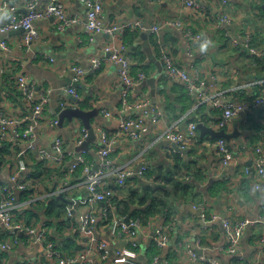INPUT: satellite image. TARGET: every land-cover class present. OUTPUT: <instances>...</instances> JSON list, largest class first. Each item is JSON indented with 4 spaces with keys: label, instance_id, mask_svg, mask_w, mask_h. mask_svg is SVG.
I'll return each instance as SVG.
<instances>
[{
    "label": "crops",
    "instance_id": "1",
    "mask_svg": "<svg viewBox=\"0 0 264 264\" xmlns=\"http://www.w3.org/2000/svg\"><path fill=\"white\" fill-rule=\"evenodd\" d=\"M2 1L23 11L26 0H0V3ZM47 1L39 0L38 6H43ZM205 1L207 10L202 14L190 9L183 0H101L106 24L141 18L145 25H161L167 19H179L183 27L200 32L202 37L193 40L189 46L178 28L161 27L158 34L177 63L189 69L196 67L202 78L212 84L215 81L211 88L214 92L241 99L263 91L264 70L251 66L250 56L231 45L224 35L225 29L233 32L250 29L257 37V46L264 48L262 4L251 0H229L226 10L231 23L225 29H215L219 5L211 0ZM63 2L68 14H84L85 6L80 0ZM5 14L6 10L0 9V21ZM35 25L39 36L29 46L22 42V30L0 34V38H4L11 48L5 50L0 45V116L21 119L30 112V104L19 94L14 81L20 71H24L30 81L35 83L37 91L48 88L50 94V100L42 110V121L32 140L35 148H30L27 145L29 142L18 141L16 145H11L9 140L5 143L7 152H0L3 158L0 161V182H6L12 170L18 171L20 176L25 168H31L34 172L31 189L34 196L18 200V211L23 213L28 205L37 204L31 207L36 213H33V218L45 223L47 237H52L63 251L73 252L71 255L80 250L87 251L89 264H115L112 255L107 260H100L88 237L73 230L89 208L78 173L70 174L67 165L62 168L44 165L37 155V148L49 146L55 135L63 138L70 148L81 133V126H85L79 117L71 120L65 118L62 124L55 126L50 124L49 119L54 117L55 112L59 114L57 108L60 101L64 100L68 106L97 109V114L90 118L92 132L88 133L84 144L87 146V159L92 164L98 162L97 149L101 144L99 126H112L118 116L124 115L116 65L106 58L105 46L124 45L126 54L133 62L132 76L137 78L139 72L146 75L144 80H138L130 88L128 97L133 103L141 99L148 101L145 109L131 110L132 115L145 119L147 128L135 138H128L121 132L114 133L111 156L117 162L135 165L140 163L142 157L148 161V174L138 180V187L152 183L153 178H157V172L162 169L168 177L179 180L181 184L182 180L191 183L188 193L179 185H167L171 192L172 213L169 219L163 216L152 218L140 229L138 248L134 254L136 264H194L186 254L185 245L218 258L220 264H264V246L260 240L262 224L255 222L245 227L238 253L232 255L223 249L224 229L221 222L224 216L256 219L262 212L263 194L254 187L255 172L245 174L244 167L253 161L256 145H261L264 150V105L241 112L224 127L228 133L235 128L240 132L238 137L225 138L233 153V167L221 164L213 144L217 138L200 129L194 143L184 150L173 151L166 148L164 139L159 137L162 132L173 125L184 131L191 120L197 123L202 121L218 130L213 124L220 112L211 107L209 100L201 102L195 92H189L180 80L168 75L163 68L156 79L149 82L148 78L158 70L157 60L160 61L154 46V32L129 28L127 30H131V33L126 35L125 30L113 36L104 30L86 31L79 24L60 30L56 28L52 16L37 20ZM209 32L212 38L206 41L203 36ZM94 56L104 59L97 70L86 71L79 81L81 85L75 86L81 96L77 101L65 93V88L72 84L74 76L71 67L80 65L88 68ZM154 106L162 111L158 122H153L150 115ZM102 109L110 111L113 116H105ZM15 126V123L6 124L8 134L13 133ZM21 160L25 168L21 167ZM53 200V209L46 212L43 206L50 205L47 203ZM102 203H98L99 214ZM191 206L204 212L207 220L201 218V213L197 215ZM69 210L71 215L68 214ZM214 214L217 217L212 219ZM123 217H130V213ZM100 219L101 215L97 220V231L100 238L108 242L111 252L118 247H125L123 240L111 235L109 227L99 223ZM159 221L165 225L170 236L169 243L164 247L157 246L152 240L155 223ZM0 232L5 233L1 226ZM19 238V243L13 249L0 250V264H56L55 259L45 256L40 244L26 239L22 232ZM152 243L156 248L151 246ZM156 250L151 262L147 261L146 254Z\"/></svg>",
    "mask_w": 264,
    "mask_h": 264
},
{
    "label": "built area",
    "instance_id": "2",
    "mask_svg": "<svg viewBox=\"0 0 264 264\" xmlns=\"http://www.w3.org/2000/svg\"><path fill=\"white\" fill-rule=\"evenodd\" d=\"M39 0H26L23 11L18 10L15 6L10 5L6 1L0 3V9H5L6 14L3 20L0 21V34H7L9 31L22 29L23 44L29 46L32 40L39 36L38 29L34 21L39 18L52 16L56 28L63 30L72 24L82 25L86 31L99 32L106 31L113 36L117 33H122L129 28H140L154 32V46L162 64L164 71L180 80L185 88L193 93L195 92L201 102L209 100L212 108L219 110V116L214 122L217 129L224 128L236 115L248 109L256 108L264 105V90L254 93L251 96L235 99L228 97L225 94L214 92L211 88L214 85L200 76V72L196 67L190 69L175 61L170 50L161 40L158 32L161 27L178 28L185 37L186 44L189 46L193 40H198L202 37L200 32H195L190 28H185L179 19H167L161 25L152 24L145 25L141 18L126 20L124 22L105 23L104 9L101 0H80L85 6L84 14L77 12L72 15L65 10L63 0H49L43 8L38 6ZM254 3L261 5L264 0H251ZM183 2L195 12L206 13L207 7L205 0H183ZM219 5L216 20L214 22L215 29H225L231 23L230 15L227 13V7L230 4L229 0H211ZM225 37L229 43L235 47L246 50L245 53L250 56V65L260 67V64L254 58H264V48H260L253 44V33L250 29L244 31L230 32L224 30ZM206 41L211 40L212 34H205ZM0 45L5 50H10V46L4 38H0ZM106 58L116 65L118 73V81L121 84L122 90V109L124 115L117 117V121L112 126H99L98 131L101 138V144L97 149L98 162L91 163L87 157V146L84 140L88 135V129L81 126V133L75 138L73 146L68 148L65 140L57 135L53 136L51 143L46 147H38L37 155L44 165H57L60 168L67 165V171L70 174H77L80 177L79 183L84 186V199L89 205L87 211L83 214L80 222L73 228L74 231L85 234L92 248L100 260H107L111 255L115 260V264H136L137 260L129 247L138 248L137 236L140 229L146 226V221L138 217L130 216L127 220L118 215L112 216L108 224L109 231L112 236L123 240L125 247H118L112 253L107 241L100 238L97 231V220L101 215L97 212L98 203L107 202V206H112L110 203L111 197L114 195V187H127L133 181L145 178V174L150 168L148 161L142 157L138 165L129 164L127 162H117L111 156L114 133L121 132L128 138H135L140 135V132L146 130L147 124L143 117L131 114V110L142 108L148 105V101L138 100L133 103L129 101L128 92L134 87L138 80H144L146 75L144 72H139L137 78L132 76L131 70L133 62L126 55V47L121 45L115 47L111 44L105 46ZM104 57L94 56L91 58L88 68H83L80 65L71 67L74 72L72 80L79 82L86 71L97 70L102 63ZM259 68V69H260ZM214 80V76L212 75ZM14 81L19 94L28 101L31 106L30 112L21 119H12L0 116V145L6 141L16 145L19 141L29 142L27 145L30 148H35L32 140L36 136V128L42 121L43 107L48 104L50 94L48 88H40L36 90L35 83L30 81L24 71L18 72ZM65 91L72 94L76 98L81 96L74 85L65 88ZM59 106L65 107V101L62 100ZM102 112L107 117L113 115L110 111L102 109ZM148 111L146 109V115ZM153 122L160 121L162 116L161 108L154 106L150 112ZM52 126L59 123L58 113H54V117L49 119ZM15 123V128L12 134H8L5 129L6 124ZM198 128L197 122L191 120L188 122L184 131L176 129L175 125L170 126L160 134V138L164 139L166 148H171L173 151L184 150L186 147L197 140ZM220 156V162L223 166L233 167V153L230 146L224 137H217L213 142ZM10 145V146H11ZM254 159L251 164L245 165L244 172L249 174L255 172L256 179L254 187L261 189L263 194L262 212L256 219L247 217L233 219L228 216L221 218L224 229L223 249L229 254H237L243 230L249 224L260 223L263 225V231L260 236L262 245L264 246V150L261 145H256L253 149ZM21 167H25L21 160ZM33 169L25 168V172L20 176L18 171L12 170L6 182H0V226L5 229L6 236H2L0 232V250H11L19 243V233L22 232L27 239L40 244L44 248V254L48 258H53L56 264H89L90 258L87 251H78L74 255H64L56 246L54 240H49L46 234V225L44 222H37L34 218L30 224H25L22 219L16 218L15 211L17 209L18 191L26 190L32 185L34 180ZM61 192V189H60ZM68 197V196H66ZM103 207L102 212L105 214L106 207ZM12 213L15 214V220ZM68 214H72L68 211ZM217 214L212 215L215 219ZM201 218L207 220L204 212H201ZM149 223V221L147 222ZM99 230V229H98ZM152 240L159 247H164L169 243L170 236L162 221L156 222ZM185 251L190 260L194 264H220L218 258L211 255L199 252L191 245H185Z\"/></svg>",
    "mask_w": 264,
    "mask_h": 264
},
{
    "label": "trees",
    "instance_id": "3",
    "mask_svg": "<svg viewBox=\"0 0 264 264\" xmlns=\"http://www.w3.org/2000/svg\"><path fill=\"white\" fill-rule=\"evenodd\" d=\"M263 15L264 11L262 10ZM264 17V16H263ZM233 32V31H230ZM131 33V30H126L124 34H129ZM223 36V35H222ZM220 37V36H219ZM256 35L253 33V44L257 46L258 42L256 39ZM228 39L227 37L225 40ZM153 41V38H152ZM242 53H245L246 50L242 49ZM127 55V54H126ZM128 56V55H127ZM129 57V56H128ZM256 61H258L260 64H263L261 66L260 70H264V58L263 59H258L254 58ZM250 60V59H249ZM133 67V66H132ZM248 97V96H246ZM217 138V137H216ZM7 150V144H2L0 145V152L6 151ZM7 152V151H6ZM3 158L0 156V161ZM148 174V173H147ZM147 174H145L147 176ZM145 176V177H146ZM169 175H166V172L160 170L157 172V178H153V182L150 184H144L143 186L138 187V180H135L132 182V184H129L126 188L125 187H114V195L110 199V203L112 206H107V202L102 203L101 207V219L99 220V223H102V225L107 226L110 223V220L113 216V213H116L118 216L123 217L124 215L130 213V216L133 217H138L142 219L144 222L149 221L152 218L163 216V218L169 219L168 217L172 213L171 210L173 206L170 204V194L171 192L168 190L167 185H179L181 189L184 191L186 190L187 193L189 192L191 186H190V181H184L182 180V184L179 180H175L173 178L168 177ZM183 178V177H182ZM188 178V177H187ZM140 180V179H139ZM33 185L30 188H27L26 190H21L18 191L19 198H17V201L24 200L26 198H31L34 196L33 192H31ZM261 190V189H260ZM262 192V190H261ZM55 203L53 200L50 203V205H44L43 208L46 212L48 210L53 209L52 204ZM32 205H37V204H31L28 205V208H25L23 210V213H20L18 210L15 211L16 218L18 220L22 219L25 224H30L32 221L33 209L31 208ZM106 207L105 214H103L102 209L103 207ZM36 214V213H35ZM157 215V216H156ZM37 216V215H36ZM172 220V219H171ZM51 222V221H50ZM6 232L2 234V236H6ZM26 237V236H24ZM49 240H54L52 237L48 236ZM27 239V237H26ZM55 242V246L62 251L64 255H71L72 253H66L65 250L63 251L60 247ZM152 247L156 248L154 243H152ZM14 248V247H13ZM129 252L132 254H136L137 248H130L128 249ZM157 253V250L152 253L146 254V260L151 262L153 256ZM148 262V263H149ZM207 264V263H204Z\"/></svg>",
    "mask_w": 264,
    "mask_h": 264
},
{
    "label": "water",
    "instance_id": "4",
    "mask_svg": "<svg viewBox=\"0 0 264 264\" xmlns=\"http://www.w3.org/2000/svg\"><path fill=\"white\" fill-rule=\"evenodd\" d=\"M262 7L264 9V2L262 3ZM18 30H22V29H18ZM151 53V51H149ZM157 64H158V70L157 72L154 74V76H151L148 78L149 82H153L156 77L158 76L159 73L162 72V64L160 61L157 60ZM72 85L74 86H78L81 85L80 82H74L73 80H71ZM69 97H72L71 95L67 94ZM60 108L58 107L57 110H59ZM97 114V109L93 108L90 110H85L82 107L76 106V107H66L63 108L61 110H59V124H62L64 122V119L67 118L68 120L73 119L74 117H79L84 125L88 128V133L90 134L92 131L91 126H90V118L92 115ZM197 128L200 129L201 132L205 133H209L211 135V137H224L227 139H230L232 137H238L240 132L237 128H235V130L231 133L226 132V130L224 128L221 129H214L213 127L205 124L204 122L200 121L197 123ZM191 208L193 209V211L197 214L200 215L201 211L199 209H195L193 206H191ZM125 220H127V217L125 218ZM199 252H202V250H198Z\"/></svg>",
    "mask_w": 264,
    "mask_h": 264
},
{
    "label": "rangeland",
    "instance_id": "5",
    "mask_svg": "<svg viewBox=\"0 0 264 264\" xmlns=\"http://www.w3.org/2000/svg\"><path fill=\"white\" fill-rule=\"evenodd\" d=\"M46 3V2H45ZM46 4H44L43 6H40V8H43L44 6H45ZM39 19H41V18H39ZM39 19H36L35 21H34V24H35V22L37 21V20H39ZM149 31V30H148ZM116 70H117V68H116ZM117 75H118V73H117ZM118 85L120 86V88H121V84L119 83V81H118ZM122 88H121V94H122ZM65 93L66 94H69V95H71L73 98H75L77 101H78V97L76 98L75 96H73L72 94H70V93H68V92H66L65 91ZM66 107H70V106H68V104H66L65 103V107H61V106H59V110H61V109H63V108H66ZM71 107H76V106H71ZM58 110V111H59ZM58 117H59V114H58ZM120 117V116H119ZM22 168H25V167H22ZM151 172V171H150ZM17 209H18V207H17ZM21 210H23V209H21ZM12 216H13V219L15 220V214L14 213H12ZM37 222H39V220L38 219H36V218H34Z\"/></svg>",
    "mask_w": 264,
    "mask_h": 264
}]
</instances>
